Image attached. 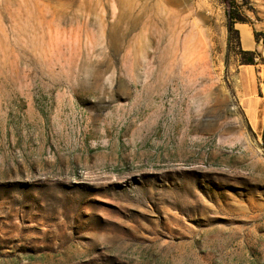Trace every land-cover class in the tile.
Listing matches in <instances>:
<instances>
[{
	"label": "rangeland",
	"instance_id": "rangeland-1",
	"mask_svg": "<svg viewBox=\"0 0 264 264\" xmlns=\"http://www.w3.org/2000/svg\"><path fill=\"white\" fill-rule=\"evenodd\" d=\"M233 3L263 34L264 0ZM228 22L0 0V264H264L263 94Z\"/></svg>",
	"mask_w": 264,
	"mask_h": 264
},
{
	"label": "crops",
	"instance_id": "crops-1",
	"mask_svg": "<svg viewBox=\"0 0 264 264\" xmlns=\"http://www.w3.org/2000/svg\"><path fill=\"white\" fill-rule=\"evenodd\" d=\"M235 27L240 32L243 49L258 51L264 56V38L257 40L253 28L247 24L236 23ZM240 75L246 92L249 91L253 94L257 92L263 94L262 97H264V63L261 66L259 64H245L240 70Z\"/></svg>",
	"mask_w": 264,
	"mask_h": 264
},
{
	"label": "trees",
	"instance_id": "trees-1",
	"mask_svg": "<svg viewBox=\"0 0 264 264\" xmlns=\"http://www.w3.org/2000/svg\"><path fill=\"white\" fill-rule=\"evenodd\" d=\"M227 5H228V27L229 31L231 34L234 33V37L237 40L238 47L240 48L241 46V37H240V32L239 30L235 27V24L241 20L240 16L236 12V10H233L234 3L233 0H225ZM259 34L263 35L264 38V32H255L256 39L259 40ZM239 53L243 56H246L245 59L243 60L244 64H258L257 57H261V54L258 51H249V50H243L240 49Z\"/></svg>",
	"mask_w": 264,
	"mask_h": 264
},
{
	"label": "built area",
	"instance_id": "built-area-1",
	"mask_svg": "<svg viewBox=\"0 0 264 264\" xmlns=\"http://www.w3.org/2000/svg\"><path fill=\"white\" fill-rule=\"evenodd\" d=\"M263 103H264V97H263Z\"/></svg>",
	"mask_w": 264,
	"mask_h": 264
}]
</instances>
